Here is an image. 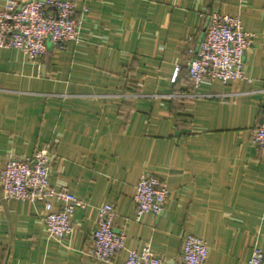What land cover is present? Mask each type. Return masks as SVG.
<instances>
[{"label": "crops", "instance_id": "obj_1", "mask_svg": "<svg viewBox=\"0 0 264 264\" xmlns=\"http://www.w3.org/2000/svg\"><path fill=\"white\" fill-rule=\"evenodd\" d=\"M71 1L77 16L86 7L77 43L47 44L38 61L0 48V167L46 146L50 185L83 205L57 241L43 202L5 201L0 187V264H121L146 244L183 264L188 232L206 242V264H247L264 250V150L252 142L264 122V0ZM212 12L240 17L251 82L187 79L188 49ZM144 173L162 178L168 197L159 215L135 220ZM102 203L114 205L113 227L125 234L110 261L87 253Z\"/></svg>", "mask_w": 264, "mask_h": 264}, {"label": "built area", "instance_id": "obj_2", "mask_svg": "<svg viewBox=\"0 0 264 264\" xmlns=\"http://www.w3.org/2000/svg\"><path fill=\"white\" fill-rule=\"evenodd\" d=\"M75 15L71 0H5L0 7V48L21 50L30 60L38 61L47 50V44L63 49L67 42L79 41L83 19ZM251 37L243 30L239 16L212 12L207 14L202 35L194 48L188 49L193 57L187 64V79L197 85L218 80L251 82L244 72L246 52ZM178 71L175 68L172 79ZM252 142L264 150V122L253 131ZM51 152L46 146L37 147L30 156L18 158L6 155L0 167L1 198L20 199L29 203L41 201L42 217L47 233L60 241L74 231L72 221L76 206L83 205L66 188H55L49 183ZM168 197L165 181L152 174H141L134 186L135 220L142 214L159 215ZM61 202L54 208L51 199ZM116 210L111 203L97 207L96 227L88 255L96 261H110L124 248L125 234L113 227ZM208 246L204 239L193 233L183 237L180 261L183 264H206ZM121 264H167L154 256L148 244L140 251H129ZM247 264H264V250L255 247Z\"/></svg>", "mask_w": 264, "mask_h": 264}, {"label": "trees", "instance_id": "obj_3", "mask_svg": "<svg viewBox=\"0 0 264 264\" xmlns=\"http://www.w3.org/2000/svg\"><path fill=\"white\" fill-rule=\"evenodd\" d=\"M192 57H193V54L190 55V59H191ZM178 70H179V69H178ZM186 73H187V71H186ZM177 77H178V71H177L176 77H175V79H174V82L176 81Z\"/></svg>", "mask_w": 264, "mask_h": 264}]
</instances>
